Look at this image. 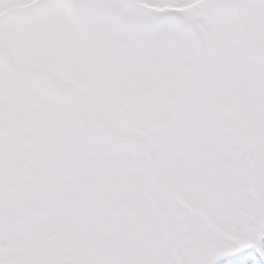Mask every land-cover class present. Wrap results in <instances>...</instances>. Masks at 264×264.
I'll return each instance as SVG.
<instances>
[{"label": "snow or ice", "instance_id": "snow-or-ice-1", "mask_svg": "<svg viewBox=\"0 0 264 264\" xmlns=\"http://www.w3.org/2000/svg\"><path fill=\"white\" fill-rule=\"evenodd\" d=\"M0 264H264V0H0Z\"/></svg>", "mask_w": 264, "mask_h": 264}]
</instances>
